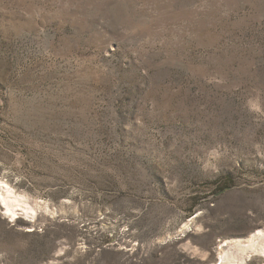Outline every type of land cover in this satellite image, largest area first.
<instances>
[{
    "label": "rangeland",
    "instance_id": "rangeland-1",
    "mask_svg": "<svg viewBox=\"0 0 264 264\" xmlns=\"http://www.w3.org/2000/svg\"><path fill=\"white\" fill-rule=\"evenodd\" d=\"M0 179L43 209L33 232L0 214V264L245 245L264 230V0H0Z\"/></svg>",
    "mask_w": 264,
    "mask_h": 264
},
{
    "label": "bare ground",
    "instance_id": "bare-ground-1",
    "mask_svg": "<svg viewBox=\"0 0 264 264\" xmlns=\"http://www.w3.org/2000/svg\"><path fill=\"white\" fill-rule=\"evenodd\" d=\"M0 201L5 206V215L12 221L22 211L27 219L34 220L42 207L38 203H31L27 196L17 192L10 184L0 179ZM46 209V207L44 208ZM226 248L219 252V260L216 264H245L253 254L264 255V230L256 232L245 245L241 241L225 243Z\"/></svg>",
    "mask_w": 264,
    "mask_h": 264
},
{
    "label": "water",
    "instance_id": "water-1",
    "mask_svg": "<svg viewBox=\"0 0 264 264\" xmlns=\"http://www.w3.org/2000/svg\"><path fill=\"white\" fill-rule=\"evenodd\" d=\"M0 214L3 216L5 215V206L1 203L0 201ZM17 220H19L21 223L25 224L27 226V229H30L31 231L29 232H33L34 228L31 226V223L33 222V220L31 219H27L24 214L22 213V211L19 210V216L17 217ZM219 260V257H218ZM217 260V262H218Z\"/></svg>",
    "mask_w": 264,
    "mask_h": 264
}]
</instances>
